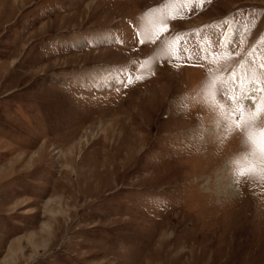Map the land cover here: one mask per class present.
Masks as SVG:
<instances>
[{"label":"rangeland","instance_id":"1","mask_svg":"<svg viewBox=\"0 0 264 264\" xmlns=\"http://www.w3.org/2000/svg\"><path fill=\"white\" fill-rule=\"evenodd\" d=\"M262 129L264 0H0V264H264Z\"/></svg>","mask_w":264,"mask_h":264},{"label":"snow or ice","instance_id":"2","mask_svg":"<svg viewBox=\"0 0 264 264\" xmlns=\"http://www.w3.org/2000/svg\"><path fill=\"white\" fill-rule=\"evenodd\" d=\"M201 3H203V0H201ZM234 77H235V73H233ZM240 80L239 77H235L234 79V84H239ZM249 99H254L251 95H249ZM261 135L264 136V129L261 130Z\"/></svg>","mask_w":264,"mask_h":264},{"label":"bare ground","instance_id":"3","mask_svg":"<svg viewBox=\"0 0 264 264\" xmlns=\"http://www.w3.org/2000/svg\"><path fill=\"white\" fill-rule=\"evenodd\" d=\"M20 176V175H19Z\"/></svg>","mask_w":264,"mask_h":264}]
</instances>
